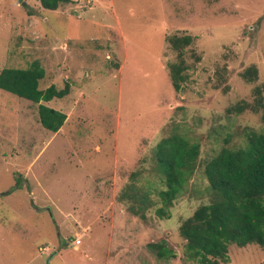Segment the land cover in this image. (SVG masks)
I'll use <instances>...</instances> for the list:
<instances>
[{
	"label": "rangeland",
	"instance_id": "1",
	"mask_svg": "<svg viewBox=\"0 0 264 264\" xmlns=\"http://www.w3.org/2000/svg\"><path fill=\"white\" fill-rule=\"evenodd\" d=\"M72 1L50 11L0 0V71L36 62L40 90L69 86L42 102L66 115L56 133L38 123L37 104L0 90V264H191L178 228L209 202L205 163L264 128V0ZM172 35L192 38L179 91ZM172 134L199 144L198 166L169 218L155 205L140 219L123 193L135 186L157 201L152 153ZM160 241L174 259L149 251ZM219 264H264V250L232 245Z\"/></svg>",
	"mask_w": 264,
	"mask_h": 264
},
{
	"label": "trees",
	"instance_id": "2",
	"mask_svg": "<svg viewBox=\"0 0 264 264\" xmlns=\"http://www.w3.org/2000/svg\"><path fill=\"white\" fill-rule=\"evenodd\" d=\"M38 2L43 9L54 11L73 1ZM167 42L177 53L178 62L169 64L168 70L173 89L179 91L185 81L183 72L187 69L185 49L192 43V38L172 35L167 37ZM43 77L44 70L36 62L27 69L3 68L0 71V90L37 104L38 123L56 133L63 126L66 115L43 103L62 99L69 94V86L66 84L62 89H57L50 85L40 90L38 84ZM242 77L249 82L256 80V68L246 69ZM256 94L260 97L259 90H256ZM246 107L238 105L229 111L239 114ZM255 107L261 110L264 126L262 98L256 100ZM199 155V144L181 135L172 134L162 138L152 153L156 175L162 186L156 191L157 201L154 202L147 195L138 196V188L129 186L123 195L134 203L128 208L131 213L144 219V210L158 205L154 211L156 216L169 218L173 202L185 191L196 171ZM203 174L207 181L209 202L197 207L178 228L179 236L184 241V260L191 264L226 263L232 245L243 248L255 244L264 250V128L246 132L243 147L223 146L205 163ZM132 175L134 177L136 173ZM144 191L150 194V191ZM147 248L164 262L176 257L164 241L150 243Z\"/></svg>",
	"mask_w": 264,
	"mask_h": 264
},
{
	"label": "built area",
	"instance_id": "3",
	"mask_svg": "<svg viewBox=\"0 0 264 264\" xmlns=\"http://www.w3.org/2000/svg\"><path fill=\"white\" fill-rule=\"evenodd\" d=\"M74 243H75V244H79V243H80V240H79V239H76V240L74 241Z\"/></svg>",
	"mask_w": 264,
	"mask_h": 264
},
{
	"label": "water",
	"instance_id": "4",
	"mask_svg": "<svg viewBox=\"0 0 264 264\" xmlns=\"http://www.w3.org/2000/svg\"><path fill=\"white\" fill-rule=\"evenodd\" d=\"M33 206V208H35V206L34 205H32Z\"/></svg>",
	"mask_w": 264,
	"mask_h": 264
}]
</instances>
